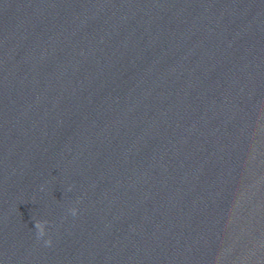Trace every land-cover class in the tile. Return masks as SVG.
<instances>
[{
  "label": "clouds",
  "instance_id": "9594fccd",
  "mask_svg": "<svg viewBox=\"0 0 264 264\" xmlns=\"http://www.w3.org/2000/svg\"><path fill=\"white\" fill-rule=\"evenodd\" d=\"M71 212L73 215L76 214V209H71ZM47 221H36L35 222V228L37 230V236L38 238L43 237L45 235V227L47 225ZM46 246H50L52 243L51 238L44 241Z\"/></svg>",
  "mask_w": 264,
  "mask_h": 264
}]
</instances>
